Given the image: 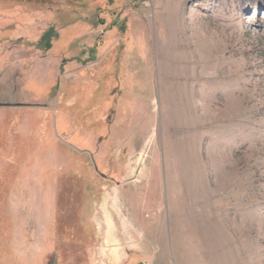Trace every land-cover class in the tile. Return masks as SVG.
<instances>
[{
	"label": "rangeland",
	"instance_id": "obj_1",
	"mask_svg": "<svg viewBox=\"0 0 264 264\" xmlns=\"http://www.w3.org/2000/svg\"><path fill=\"white\" fill-rule=\"evenodd\" d=\"M0 264H264V0H0Z\"/></svg>",
	"mask_w": 264,
	"mask_h": 264
},
{
	"label": "water",
	"instance_id": "obj_2",
	"mask_svg": "<svg viewBox=\"0 0 264 264\" xmlns=\"http://www.w3.org/2000/svg\"><path fill=\"white\" fill-rule=\"evenodd\" d=\"M95 168H96V170H97V166L95 165Z\"/></svg>",
	"mask_w": 264,
	"mask_h": 264
}]
</instances>
